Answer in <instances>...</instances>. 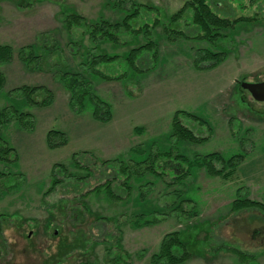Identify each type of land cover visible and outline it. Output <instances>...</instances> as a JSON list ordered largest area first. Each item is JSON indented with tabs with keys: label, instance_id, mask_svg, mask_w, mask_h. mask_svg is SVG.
<instances>
[{
	"label": "rangeland",
	"instance_id": "rangeland-1",
	"mask_svg": "<svg viewBox=\"0 0 264 264\" xmlns=\"http://www.w3.org/2000/svg\"><path fill=\"white\" fill-rule=\"evenodd\" d=\"M106 1L0 0V45H9L14 51L13 59L0 65L5 76L0 106L11 102L7 91L20 85H45L54 98L50 105L43 107L26 101L25 105L16 104L21 110L32 113L31 131L22 130L14 123L2 131L16 148L19 161L14 168L0 160V171H10L0 175V184L13 188L0 198V213L10 214L1 219L0 264H78L85 262L92 253L89 242L93 231L96 235L102 234L108 229V222L101 227L91 225V228L87 220L72 224L62 212L66 206L64 199L56 201L61 196V189L43 196L49 186L51 166L63 162L72 170L71 154L84 150L100 159L117 158L129 163L142 161L139 165L141 174L135 175L133 180L141 181L147 175V179L153 181L151 186L141 187L145 193L150 192L148 195L138 190V182L133 184L132 195L135 198L128 203L124 200L109 202L104 193L90 194V210L113 221L125 220L126 215L130 218L131 214L125 212L132 208L150 212L156 205L168 202L164 200L169 196L164 194L169 191L166 184L153 178L161 176L144 167L155 161L154 169L164 171L163 179L169 181L173 174L187 168V162L159 156V152H181L188 158L213 151L227 158L234 154L245 155L238 168L239 178L234 181L209 176L204 170H193L181 180L185 192L183 197L197 201L196 217L181 222L168 218L141 229H132L124 224L123 244L131 252H146V256L134 264H149L147 256L156 249L162 235L179 229L180 238L186 241L187 249L193 254L182 264H264V210L245 208L230 211L231 201L243 196L264 204V101L255 100L242 87L243 82L264 81V16L255 22L238 24L226 30V36L212 47L223 50L226 58L213 69L195 70L189 58L190 46L209 44L181 38L166 42L161 37L159 58L150 71L129 72L120 81L93 78L94 91L111 105L112 119L101 122L91 118L87 105L81 114L69 108L68 93L55 80L49 66L64 60L68 54L69 47L60 21L61 11L78 12L87 19L99 16L110 20L120 18L122 13L106 6ZM136 1L156 6L160 16L166 18L184 0ZM242 1L249 3V0ZM213 3L216 4V7L212 5L216 12L229 18L244 13L232 0H213ZM138 43L140 40L134 39L125 47L103 42L99 49L105 54L124 56L130 46ZM31 44L46 54L44 61L49 63L43 61V69L27 71L15 57L20 47ZM70 60L73 63L80 61L79 57ZM44 96L41 89L33 98L41 100ZM176 110L205 119L208 124L178 113L183 124L197 136L207 138L194 144L171 137L170 124ZM50 129L65 131L66 145L48 148L45 134ZM86 158L81 157V160L86 162ZM13 171L21 173V176ZM96 182L88 179L85 185L79 183L76 186L86 188ZM240 186L241 189L237 190ZM118 193L122 196L126 190ZM64 195L72 197L73 194ZM120 213L122 217H119ZM48 216L58 220L49 228ZM197 221L196 225L184 229L187 224ZM87 244L89 250L85 251ZM228 248H237L245 256L240 259ZM102 253L103 247L97 246L90 258H101Z\"/></svg>",
	"mask_w": 264,
	"mask_h": 264
},
{
	"label": "trees",
	"instance_id": "trees-1",
	"mask_svg": "<svg viewBox=\"0 0 264 264\" xmlns=\"http://www.w3.org/2000/svg\"><path fill=\"white\" fill-rule=\"evenodd\" d=\"M232 1L236 2L239 11L244 12L234 18L216 12L212 6L216 5L213 0H184L182 5L166 18L160 16V10L156 6L136 0H107L106 6H111L122 13L121 17L115 20L103 16L87 19L78 12L62 10L60 21L67 39L66 45L69 47L68 54L64 56V60L57 61V64L47 65V69L49 66L50 71L55 74V80L67 91V103L72 111L81 114L87 105L91 118L107 122L112 119L111 105L94 91L91 82L93 78L101 81H120L129 72L150 71L155 67L159 58L161 37L166 42H175L181 38L209 44L210 46H190L191 56L189 58L190 64L195 70L213 69L225 61L226 53L212 47L219 39L226 36V30L232 29L238 24L255 22L264 16V0H254V2L249 0L248 4L243 3L242 0ZM254 6L256 8L249 9ZM134 39L140 40V43L130 46L124 56L105 54L99 49L103 42L126 47ZM85 41L91 45L85 44ZM45 55L31 44L20 47L15 57L27 71H36L43 69ZM13 57V48L9 45H0V65L11 61ZM75 57H79L80 61L73 63L70 59H75ZM4 85L5 76L0 70V92L4 90ZM41 89L44 90L45 96L41 100H35L33 96ZM7 93L11 102L0 106V160H4L16 168L19 161L18 152L3 136L2 131L12 123L18 125L22 130L31 131L34 120L32 113L21 110L16 104L25 105L26 101L32 105L43 107L50 105L54 98L52 91L45 85H20L9 89ZM178 113L198 119L200 123L208 124L205 119L193 113L176 110L170 124L171 137L194 144L207 138L197 136L183 124L178 118ZM67 141L66 132L60 129H50L45 134V144L50 149L62 147L66 145ZM157 155L187 162V168L177 175L173 174L169 181H165L163 179L165 172L154 169L155 161H151L145 166L144 168L154 173L157 172L161 176L153 178L166 184L165 187L169 191H165L164 194L167 193L169 196H166L164 200H168V202L162 206L156 205L150 212L139 210L138 207L132 208L130 212H125L131 214L130 218L129 215H126L125 220L113 221L103 214L93 212L88 206V196L93 193H104L109 202L116 203L124 200L128 203L132 198H135L132 193L136 182H138V190L145 193L141 187H148L149 184L151 186L153 181H149L147 175L141 181L133 180L135 175L141 174L139 165L142 161L129 163L117 158L100 159L94 153L84 150L71 154L72 170L63 162H57L51 166L49 186L43 196H49L57 188L61 189V196L56 201L64 199L66 206L62 212L72 224H81L85 220L90 228L91 225L101 227L105 226L107 222L109 224L106 225L108 229L102 234L96 235L93 231L92 239L89 242L92 246V253L84 260L85 262L78 264H97L98 261L99 264H134L135 261L143 259L146 256L144 250L131 252L125 248L123 244L124 224L132 229H141L154 226L168 218L181 222L196 217L198 214L197 201L191 197H183L185 192L182 179L188 177L193 170H204L209 176L219 177L224 181H234L239 178L238 168L245 157L243 154H234L227 158L217 151L194 155L192 158H188L181 152L172 153L171 151L159 152ZM81 157H87V161L81 160ZM140 171L145 172L144 169H140ZM8 173L10 171H5V169L0 171V175ZM12 173L21 174L14 171ZM88 179H95L97 182L86 188L76 186L79 183L85 185ZM71 187L73 188L71 189ZM241 187H238L237 190H240ZM12 189V186L0 184V198ZM124 190L126 193L121 196L118 192L122 193ZM68 192L73 194L72 197H65L64 194L68 196ZM149 193L147 191L145 195ZM245 208L260 211L264 210V204L246 196L236 198L230 203V211H239ZM52 213L54 215V212ZM6 216H10V214L0 213V235L3 234L1 219ZM119 217H122V213ZM48 218L50 217L46 218L48 228L55 221L58 222L55 218L47 220ZM197 223L198 221L187 224L184 229ZM86 246L83 249L85 251L89 250L88 244ZM97 246L103 247V253L101 258L92 259L90 256L94 255V249ZM218 248L217 246L216 249ZM227 250L240 259L245 256L237 248H228ZM192 256L193 254L187 249L186 241L180 238L178 229L164 233L156 249L147 256V260L149 264H182Z\"/></svg>",
	"mask_w": 264,
	"mask_h": 264
},
{
	"label": "water",
	"instance_id": "water-1",
	"mask_svg": "<svg viewBox=\"0 0 264 264\" xmlns=\"http://www.w3.org/2000/svg\"><path fill=\"white\" fill-rule=\"evenodd\" d=\"M242 87L248 90L255 100L264 101V81L255 83L243 82Z\"/></svg>",
	"mask_w": 264,
	"mask_h": 264
}]
</instances>
